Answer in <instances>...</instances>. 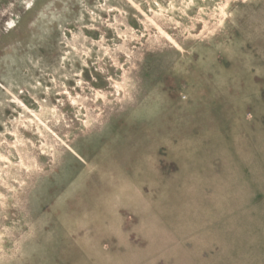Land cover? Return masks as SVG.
I'll return each instance as SVG.
<instances>
[{
	"label": "rangeland",
	"instance_id": "374dc122",
	"mask_svg": "<svg viewBox=\"0 0 264 264\" xmlns=\"http://www.w3.org/2000/svg\"><path fill=\"white\" fill-rule=\"evenodd\" d=\"M0 264H264V0H0Z\"/></svg>",
	"mask_w": 264,
	"mask_h": 264
},
{
	"label": "bare ground",
	"instance_id": "6f19581e",
	"mask_svg": "<svg viewBox=\"0 0 264 264\" xmlns=\"http://www.w3.org/2000/svg\"><path fill=\"white\" fill-rule=\"evenodd\" d=\"M39 0H20V2L24 5L28 4L29 7L35 5V3Z\"/></svg>",
	"mask_w": 264,
	"mask_h": 264
}]
</instances>
